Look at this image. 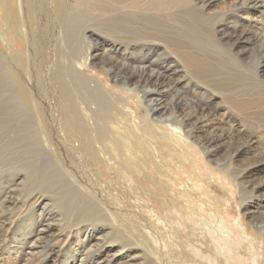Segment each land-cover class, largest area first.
<instances>
[{"label": "rangeland", "instance_id": "374dc122", "mask_svg": "<svg viewBox=\"0 0 264 264\" xmlns=\"http://www.w3.org/2000/svg\"><path fill=\"white\" fill-rule=\"evenodd\" d=\"M193 1L198 7L202 4H198L199 1L207 3V0ZM35 2L21 0V10L18 11L19 3L15 1L16 9L9 11V3L0 0V33L8 27L19 32L16 38L18 45L13 49L15 54H11V47L6 43L3 45L6 50L0 49V66L2 63L14 66L22 83L36 99L43 101L44 124L48 131L46 144L34 132V121L19 118L11 123L15 126L7 127L5 120L9 118L3 120L5 127L0 130V161L8 160L10 163L7 164L28 162V167L21 172H5L0 176V264L26 263L23 255L15 258L17 251L25 248L20 247V242L30 238L29 234L36 225L40 229L39 226L47 224L51 232L34 250H37L40 258L50 257L49 264H68L66 258L78 250L87 235L84 229L78 230V226L74 229L63 228L71 218L78 219L77 215L83 213L79 207L89 202L109 218L105 223L97 222L98 228L89 246L95 243L98 246L124 244L127 249L117 257L127 256L132 259L131 264H264V257L261 262L259 254L250 251L255 250L256 237L261 235L260 226L264 225V209L257 207L259 195L264 193V190L258 191L264 185V123L254 122L255 108L244 114L226 109L229 104L223 102L225 99L222 101L225 96L205 83L198 84L195 77L187 75L186 68L176 64L174 55L165 51L162 43L134 40L124 54L128 56L126 71L131 72L134 66L152 61L155 70L170 75L169 81L164 79L168 86L160 88L162 95L152 90L151 80L146 81L147 85H138L139 90L150 88V92H144V103H139L129 92L117 91V94L128 97V100L116 97V104L122 105L117 104L118 113L114 110L115 114H108L106 119L100 114L92 115L95 124L93 130L87 132L79 131L82 127L89 128L84 117L79 114L82 127L70 132L65 125L67 110L64 103L59 100V94L51 82L43 80L40 73L43 66L44 69H53V64L60 60L63 53L68 60L77 56L81 52L80 35L77 32L72 36L62 33L61 29L65 30L66 23L55 19V12L50 11L53 6L50 7L45 0ZM186 3L183 2L180 8L187 7ZM219 3L222 5L221 0ZM220 4L211 11L218 10ZM230 11L223 10L218 17L210 19L197 12L203 28H196L201 41L191 42L193 36L191 39L189 35L182 39L191 42L192 51L197 53L195 55L210 60L219 71L243 75L259 69L264 78V42H261L264 38V22L238 17L232 25H227L228 21L223 17L228 13L230 16ZM84 23L80 24V29ZM92 24L93 30L103 34H98L102 49L116 39L107 34L108 31H104L105 27L99 22ZM214 24H217L218 29L227 27L226 40L229 43L237 39L238 31L246 30L248 35H252L253 44L244 40L242 42L243 45L249 44L248 47H242L244 61L241 60L240 64L245 62V67L232 63L221 48L211 44L208 36ZM117 40L119 42V38ZM43 48L48 54H42ZM98 65L93 67L91 74L101 78L106 74L101 70L102 63ZM55 78H60L58 71ZM247 88L250 90L243 93L244 97L253 96L261 88L264 91V87L259 88L258 85ZM150 100L152 104L148 106ZM202 105L207 108V124L211 125L207 131L198 130L199 138L205 139L213 133L221 134V131L228 138L221 136L222 139L217 138L214 145L206 149L199 143L183 147L165 134L166 124H171V121L174 124ZM152 108L161 111L153 116L159 119L156 123L152 117L150 122L144 120L147 110ZM126 113H129L128 116ZM55 115L58 117L54 121ZM108 120L110 126L106 123ZM56 124L63 125V132L59 133ZM131 128L136 129L134 131ZM101 130L107 131L106 140L118 144L115 148H111L104 139L94 138L96 131ZM123 141L127 143L124 145ZM78 142L77 147L74 143ZM11 148H15L18 153L10 154ZM30 192L36 195L32 197ZM36 198H39L38 202L34 201ZM223 221L230 224L234 231L230 242L228 236L224 235L225 227H221ZM204 230L209 233L207 238L201 236ZM50 236H55V240H51ZM152 238L156 242H152ZM57 239L58 242H55ZM51 243L55 244L54 247H51ZM95 247V253L101 250ZM181 250L183 253H180ZM78 255L76 260L81 258V253ZM188 260H191L190 263ZM119 264H124L123 260Z\"/></svg>", "mask_w": 264, "mask_h": 264}, {"label": "bare ground", "instance_id": "6f19581e", "mask_svg": "<svg viewBox=\"0 0 264 264\" xmlns=\"http://www.w3.org/2000/svg\"><path fill=\"white\" fill-rule=\"evenodd\" d=\"M1 1L6 2V4L9 3L10 5L9 11H14L16 9L14 3L15 1H17V3H19L18 11L21 10L20 8L21 0H1ZM27 1L28 2L31 1V3L35 2V0H27ZM45 1L50 5V7L53 6L52 8H50L51 9L50 11L55 12L54 14L56 16L55 19H57L58 21L64 20V23H66L64 27L65 30L61 29V32L69 33L71 36L75 34L74 32H77V34L80 35V39H81V46H82V47L80 46L81 52L77 56L73 57L71 60H68V57L65 56V53H63V56H60V60L57 62L58 65L55 62L52 66L53 69L51 68L44 69L43 66L40 73L43 80L51 82V85L56 90V93L59 94V96L57 95L58 97H60L59 100L61 99L62 104L64 103L63 105H65L67 110L66 111L67 116L66 115L64 116L66 117L65 125L68 126L70 132H72L73 129L75 130L76 128L82 127L80 120L78 119L79 114L81 115V117H84L83 119L85 120L87 126L89 127V128L82 127L81 130H79L80 132H87L89 131V129L91 131L93 130L92 126L95 124L94 123L95 118L93 119L92 115L100 114L106 119L107 118L106 116H108V114H112L113 112L115 114L114 110L118 109L119 106H122L119 105L118 103L117 104L119 106H117L115 102L116 97L120 98L118 96H121L124 97L125 100H128V97L126 95L125 96L119 95L117 94V91L129 92L130 96L135 97L139 103H144L145 100L144 92L147 93L150 92V88H144L143 91V89L139 90L138 85H140V83H144L145 85H147L146 81L151 80L153 84L152 90L162 95V91L160 88L168 86V82L165 83V80L169 81L170 75L169 74L167 75L166 73L163 74V72L161 73L158 70H155L156 67L152 61L149 62L148 64H138L137 66H134L133 69H131V72L126 71L128 64L127 63L128 56H125L124 54H126V52L129 50L130 48L129 44L132 43L134 40H143V41L149 40V41H157L162 43L164 50L168 51L169 54L174 55V58L177 61L176 64L178 63L179 65L182 64L183 66L181 65V67L186 68L187 75H190L191 77L192 76L195 77V79L198 81L197 82L198 84L205 83L206 85L212 87V89L216 91H220L225 96L222 98V101L225 99V101L223 102L229 104V105L227 104L228 107L226 106V109L241 114L243 112L245 113V111H248L249 109L251 110L252 108L253 109L255 108L253 112V114H256L254 116L256 118L253 117L254 122H256L257 124L261 122L264 123V91H261L262 89L261 87H264V78L261 70L256 69L251 73L249 72L243 75H241L240 73H231V71L222 72L221 69L220 72L214 64L212 65L210 60H206L205 58L203 59L200 58V56L195 55L197 53L195 51H192L193 49L190 46L191 42L196 43V41H201V39L198 38V36L200 35L198 33L199 32L198 28L201 27L200 26L201 18H199L197 12L199 13V15L210 19V18L218 17L219 13L222 12L223 10L224 11L231 10L230 16H229L230 13H228V15L225 16V18L223 17L225 21H228L227 25L230 24L232 25V22H236L238 20V17L245 18V20L264 22V0H221L222 5L219 3L220 0H207V3L199 1L198 4L202 3L200 7H198V5L193 4L194 2L193 0H73V1L45 0ZM183 2L187 4V7L180 8V5ZM218 4H220L221 7H219V9L216 11H211L212 8L214 6H217ZM236 14L239 16L236 17ZM9 18H11V16ZM12 18H14V14ZM82 22H85L86 24L84 23L83 28L80 29V24ZM93 22L94 23L99 22L101 25L105 27L104 31H108L107 34H111L114 38H116L115 40L111 41V43H109L107 47L104 49H102L99 45L101 38L98 37L99 33H97L96 30H93L91 28ZM196 28L198 30H196ZM13 29L14 28L12 27H8V29H6L5 32L0 33V49L2 51L6 50L3 46L4 43H6L11 47L10 50L11 54H15L13 49L14 46L18 45L16 38L19 37V32ZM201 29L203 28L201 27ZM177 31H179L180 34L182 33L183 34L178 35ZM9 33H11L12 35H9ZM236 34H237V39L236 40L233 39V41L230 40L232 41V43L231 42L229 43V40H226V37H228L227 27L221 26L220 29H218L217 24H214L211 30V34L208 37L211 39V44L221 48L223 53L229 57L232 63L240 65L243 68L246 65L245 62L243 64H240L241 60L244 61L243 58L244 50L242 49V47H248L249 44L250 45L253 44L254 38L252 37V35H248L249 32L246 30H242L240 32L238 31V33ZM187 35H189L191 39H192L191 36H193L194 40L192 39L191 41L188 38L189 40L188 39L187 40L191 42H187L185 38L182 39V37H185ZM229 37L231 38V36ZM117 38H119V42ZM243 40L249 42V44L248 45L245 44L246 46L243 45L242 44ZM261 42H264V38ZM45 51L46 50H44L43 48L42 54H48ZM61 51L63 52V49H61ZM118 58H120L121 60ZM45 62L47 61L45 60ZM99 63H102V66H100L101 70L104 71V73L106 74L103 75L101 78H97L96 76L92 75L93 73L91 74L93 67L99 66L98 65ZM3 64L5 65V63H2L0 66V130L1 128L5 127L3 125L4 118L5 119L9 118L8 120H5L6 123L5 125L7 127L8 125L10 127L13 125L15 126L14 123L13 125L11 123L14 122L15 120H19V118H22L23 121H34V125H35L34 132L39 136L41 142L47 144L48 131H46V127L44 124L45 114L43 113V108H44L43 101L40 102L38 99H36V97L33 96V93H31V91L22 83L23 81L22 79H20V76L17 73L18 71L16 72L14 66L12 65L3 66ZM57 71L59 72L60 75V78L58 79L55 78ZM244 71L246 70L244 69ZM246 80L248 81L246 82ZM251 85H258V87L261 89L256 93L254 92L253 96L251 97L245 96L246 97L245 98L244 97L245 94L243 93H246L248 90H250L247 87ZM227 96H229L228 97L229 99L226 98ZM152 100H154V98H152ZM152 100L148 102V106L152 104ZM189 105L190 103L187 104L186 106ZM205 107H206L205 105H202L201 107H197V108L195 107V109L193 108L194 111L191 114H189L187 117H182L181 115L182 118H180L179 121L175 120L176 122L174 124L170 120L171 124H166L164 126V132H167L165 134H168L172 140H176V142H179L180 145L183 147L194 145L195 143H199L202 144V147L206 149L213 146L214 142L217 141L216 140L217 138L220 139H222L223 137L228 138V136H223L224 131H221V134H217V135H214L215 133H213L210 137H207L205 139L199 138L198 130L202 129L207 131L209 130L210 128L209 126L211 125V124H207V121L209 119L208 118L209 114L208 112H206L207 108ZM160 112L161 111H159L158 108H152L151 110L148 109L144 120L149 121L150 118L152 117L151 118L152 121L156 123V121L159 119H157L156 117L154 118L153 116L154 114L156 113L159 114ZM116 113H118L117 110ZM122 115L125 116L124 114ZM11 116L12 118H10ZM116 116L118 115L116 114ZM57 117L58 115L57 116L55 115V118H53V120L55 121ZM136 122H138V120H136ZM106 123L109 124L110 126L111 122L108 120V122ZM56 125H57L56 128L58 129L59 133L63 132V125L61 126L60 125L58 126V124ZM133 127L134 126H132V128ZM132 128L131 130L136 129V128L134 129ZM15 130L17 129L15 128ZM15 130H11V131H15ZM93 136L95 139L97 138V139L106 140L107 131L105 130H101L99 132L96 131V133ZM106 141H107L106 143H110L111 148H115L116 145H118L117 143L110 141L109 139ZM125 143L127 142L123 141L122 144L125 145ZM74 144H76L77 147L79 146V142ZM128 144L129 145L131 144V140L130 143L128 142ZM217 151H219V149H217ZM15 153H18L17 150L15 148H11L10 154H15ZM19 153H21V151ZM7 163L10 162H8V160L0 161V176L1 174L3 176L5 172L6 173L8 172L12 173L15 171L21 172L22 169H26L28 167V162L27 164L25 162H18V163L11 162V164H7ZM42 179L44 181V178ZM0 184H1V180H0ZM262 187H264V185L261 186L260 190L258 191H263L264 188ZM30 195L34 197L36 194L32 192ZM257 195L259 194L257 193ZM32 197H30V199ZM36 200L38 202L39 198H36L34 201ZM257 203H258L257 207L259 209H264V193L261 192V195H259V201ZM79 209H81L83 213L80 212L81 214L77 215L78 219L76 220L74 219V217L71 218L66 223L67 225H65L63 229H72L73 227L78 226V230H82V229L85 230L87 239L83 240L82 244L80 243L78 250H75L72 255H69L66 258L68 259V264H112L118 262L120 263V261L122 260L124 264H131V260H132L131 258H126L127 256H124L123 258L117 257L119 254H121L123 250L127 249V246L125 247L124 244L122 245L118 244V246H115V244L113 245L100 244V246H98V243H95V245L89 246L90 240L94 236L95 229L98 228L97 222L105 223L108 221L109 218L107 217L106 213H104L102 210H99L98 207L95 206L92 202L91 203L89 202V204L87 203V205L80 206ZM40 215H42V213ZM87 221H89L90 223L85 224V222ZM94 222H95L94 225H89ZM39 227L40 229H37V225H36L29 234L30 238H27L25 241H23V243L20 242V247H25V248L18 250L15 258L21 257L23 255V258H25L24 260L26 261V263L24 264H49L50 262L49 260L50 257L46 256L40 258L37 250L36 251L34 250V247H37L40 241H44L43 239H45L48 236L47 233L51 232V228L49 224H47L46 226L41 225ZM221 227H225L223 231L224 235L228 236V239H230L229 242L232 241V234L234 233V231L232 230L230 224L225 223L223 221L221 223ZM63 229L61 230L63 231ZM260 231H261L260 232L261 235L256 237L257 245L254 246L255 250L250 249V251L253 254L254 253H257V255L259 254L260 261L262 262L264 257V225L260 226ZM208 234H209L208 231L204 230L201 236L203 238L204 237L207 238ZM52 236H50L51 240L52 239L55 240V236L53 238ZM152 239L153 242L154 238ZM55 242H58V239ZM53 244L54 243H51V247H54L55 244L54 245ZM48 246H49V242H48ZM94 247L99 248L101 250L95 253ZM79 253H81V258L80 260H76L77 257L79 256L78 255ZM180 253H183L182 250ZM257 258L259 257L257 256ZM188 261L190 263L191 260Z\"/></svg>", "mask_w": 264, "mask_h": 264}]
</instances>
